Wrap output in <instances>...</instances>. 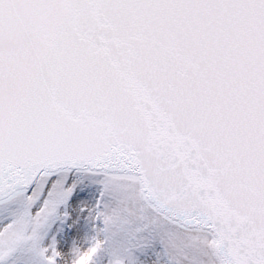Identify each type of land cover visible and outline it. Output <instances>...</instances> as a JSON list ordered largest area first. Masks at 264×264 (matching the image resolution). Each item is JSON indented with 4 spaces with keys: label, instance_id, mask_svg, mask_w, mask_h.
Returning <instances> with one entry per match:
<instances>
[{
    "label": "snow or ice",
    "instance_id": "1",
    "mask_svg": "<svg viewBox=\"0 0 264 264\" xmlns=\"http://www.w3.org/2000/svg\"><path fill=\"white\" fill-rule=\"evenodd\" d=\"M0 264H264V0H0Z\"/></svg>",
    "mask_w": 264,
    "mask_h": 264
}]
</instances>
